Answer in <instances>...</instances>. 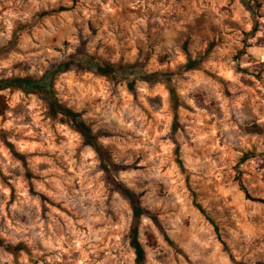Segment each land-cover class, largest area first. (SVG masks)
I'll return each mask as SVG.
<instances>
[{"label":"rangeland","instance_id":"374dc122","mask_svg":"<svg viewBox=\"0 0 264 264\" xmlns=\"http://www.w3.org/2000/svg\"><path fill=\"white\" fill-rule=\"evenodd\" d=\"M77 57L134 66L53 90L150 212L145 264H264V0H0V79ZM0 95V264H136L96 149L42 94Z\"/></svg>","mask_w":264,"mask_h":264},{"label":"trees","instance_id":"16d2710c","mask_svg":"<svg viewBox=\"0 0 264 264\" xmlns=\"http://www.w3.org/2000/svg\"><path fill=\"white\" fill-rule=\"evenodd\" d=\"M61 10H67V8H61ZM75 63L79 64L81 67H84L88 71H92L103 76L112 75L114 77H116V75H118L119 72L134 68V66H129V65L118 66L114 64H102L99 62L98 63L93 62V60L88 57L86 58L77 57L71 62L68 61L61 63L57 68V70L46 73L41 79H34L31 77L0 79V91L6 89H19L28 94L31 93L42 94L43 98L49 104L50 114L53 117L62 115V120L72 124L77 129V131L82 135L86 144L96 149V151L101 156L102 167L108 176L109 184L112 185V187H114L116 190H118L130 203L133 212L132 224L129 233L130 245L133 248L136 255V264H145L146 250L139 238V227L142 218L144 216H150V212L141 205L139 196L134 191H132L122 182L116 180L113 173V171L115 170V166L113 164L108 163L105 160L103 149L98 143L96 135L93 133L91 127L81 118L80 113L59 103V101L54 95V90H53L54 76L58 73H63L71 70L72 66ZM185 68L188 70L196 69L197 62L195 60L189 59ZM162 75L163 74L161 73H153L149 76H146L145 79L147 81L159 82L160 76ZM166 81L170 82L171 78L170 77L167 78ZM134 84H135L134 81L129 82L130 90H134ZM170 92L172 97L177 100L174 87H170ZM4 100H5L4 97L0 95V115L4 113V106H5ZM21 157L24 158L23 156ZM198 207L202 209L200 206ZM4 245H5L4 242L0 240V246H4ZM225 247L226 249H228L226 245ZM6 248L11 250L20 249V247L18 246L14 247L11 245H6Z\"/></svg>","mask_w":264,"mask_h":264}]
</instances>
